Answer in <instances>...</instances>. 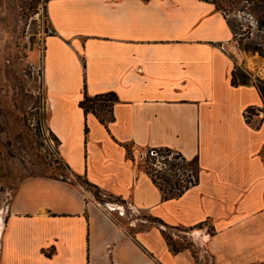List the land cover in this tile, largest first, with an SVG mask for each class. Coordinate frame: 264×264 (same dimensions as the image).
<instances>
[{"label": "crops", "instance_id": "1", "mask_svg": "<svg viewBox=\"0 0 264 264\" xmlns=\"http://www.w3.org/2000/svg\"><path fill=\"white\" fill-rule=\"evenodd\" d=\"M46 10V124L71 175L167 225L213 230L174 253L159 227L131 231L82 183L28 176L0 210V264H264V112L246 117L263 100L254 84L232 85L241 54L229 17L210 0H48ZM109 92L118 100L105 124L80 101ZM166 148L199 167L168 199L139 166Z\"/></svg>", "mask_w": 264, "mask_h": 264}, {"label": "rangeland", "instance_id": "2", "mask_svg": "<svg viewBox=\"0 0 264 264\" xmlns=\"http://www.w3.org/2000/svg\"><path fill=\"white\" fill-rule=\"evenodd\" d=\"M47 1L0 0V210L7 208L15 189L28 176L75 178L60 157L58 139L46 124L48 112L43 82L44 37L51 28L46 10ZM211 1L218 3L235 29V44L241 54V58H237L240 68L238 73L249 75V84L258 83V79L263 80L261 68L264 65L260 67L249 63L248 59L255 56L264 60V56L258 51H247L244 48L247 44H264V30L257 28L256 14L250 4L245 0ZM139 166L151 177L154 176L148 158H144ZM157 181L161 182L167 192L171 190L172 181L166 183L160 177ZM79 182L92 191L81 179ZM180 184L185 182L180 181ZM102 198L106 199L104 204L111 213L122 224L129 226L131 231L134 229L133 224H158L152 216L135 210L124 200L108 195H102ZM202 228L212 232L208 222L193 229H167V232L179 244L193 246V234Z\"/></svg>", "mask_w": 264, "mask_h": 264}, {"label": "trees", "instance_id": "3", "mask_svg": "<svg viewBox=\"0 0 264 264\" xmlns=\"http://www.w3.org/2000/svg\"><path fill=\"white\" fill-rule=\"evenodd\" d=\"M211 1V0H210ZM246 3L250 4V8L255 12L256 14V22H257V28L259 30H264V0H245ZM215 3L216 7L220 9L218 3L215 1H212ZM234 29V27H233ZM235 31V29H234ZM236 33V32H235ZM244 48L247 51H258L261 55L264 56V44H259V43H254L252 44H247L244 46ZM239 66L235 63L234 70L232 72V85L238 86L240 84H249L250 83V77L247 75L245 72H242L241 74L238 73ZM257 82H253L256 84V87L262 97L263 100V107L262 109H259L257 107H249L246 110V117L247 119L252 118L254 115L259 114V110L264 112V79H258ZM118 100V97L115 93L109 92V93H103V94H98L95 96H89L85 94L84 98L80 101V106L83 108L85 113L92 112L94 113L101 122L107 124L108 122L112 121L114 116H113V105L114 103ZM53 134V133H52ZM54 135V134H53ZM55 136V135H54ZM57 139V137L55 136ZM165 151H170L171 149L166 148L164 149ZM185 159V157H184ZM169 167L171 169H192L195 174V180H188L185 184H180V181L178 179L172 180L173 177H170L166 175L165 173H158L156 178L152 176L153 181L159 186V188L163 192V197L165 199L168 198H174L180 196L187 188H189L192 184H195L198 180V171L199 167L197 164V160H192L188 161L187 163L180 164L179 162H176L175 160L168 162ZM155 175V174H153ZM160 177L163 179L166 183H171L170 187L171 190L168 192L162 187L161 182L157 181V178ZM64 180H69V177H62ZM80 177L74 178V180L70 179L72 182H79ZM84 183V185H87V187H90V189L93 191L95 197L98 200H103L101 193L103 192L100 188H98L96 185L91 184L88 181H85L81 179ZM153 217V216H152ZM154 221H157L158 224H155V226L159 227L162 231L163 236L165 237L167 244L170 248V250L174 253H178L180 251H183L185 249H190L193 251L192 244H179L176 242L175 238L170 232H167V229H184L186 230L187 228L180 227V226H171L167 225L164 223L160 218L158 217H153ZM199 226H202L200 224ZM213 230V227L211 228Z\"/></svg>", "mask_w": 264, "mask_h": 264}, {"label": "built area", "instance_id": "4", "mask_svg": "<svg viewBox=\"0 0 264 264\" xmlns=\"http://www.w3.org/2000/svg\"><path fill=\"white\" fill-rule=\"evenodd\" d=\"M53 31L51 28L48 29V33L51 34ZM144 158H148L151 161V166L152 170L155 173V178L158 173H165L166 175L176 178L182 182H187L189 179L190 180H195V174L192 169L188 170L185 169L184 171L181 169H171L169 167V163L173 160L176 162H179L180 164L187 163L188 161L184 159L183 155L179 153L178 151L175 150H170V151H165L164 149H148L143 153L140 157V160L142 161ZM187 177L184 179V177ZM70 181V177H69ZM102 195H108L105 192H102ZM109 197H113L111 195H108ZM98 200V199H97ZM106 199L103 200H98L101 205L105 206V201ZM103 203V204H102ZM107 206V205H106ZM113 209V207H110Z\"/></svg>", "mask_w": 264, "mask_h": 264}, {"label": "bare ground", "instance_id": "5", "mask_svg": "<svg viewBox=\"0 0 264 264\" xmlns=\"http://www.w3.org/2000/svg\"><path fill=\"white\" fill-rule=\"evenodd\" d=\"M249 63H253V64H258L260 67H262L264 65V60L257 58V57H250L249 59Z\"/></svg>", "mask_w": 264, "mask_h": 264}]
</instances>
